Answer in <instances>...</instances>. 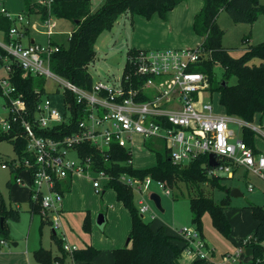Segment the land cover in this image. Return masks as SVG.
<instances>
[{
  "label": "built area",
  "instance_id": "built-area-1",
  "mask_svg": "<svg viewBox=\"0 0 264 264\" xmlns=\"http://www.w3.org/2000/svg\"><path fill=\"white\" fill-rule=\"evenodd\" d=\"M37 1L49 11L52 0ZM0 13L12 22L6 38L2 32L0 39L3 52L0 69L4 71V76L0 77V97L7 109V115L0 117V133L9 132L12 124L18 122L26 138L24 153L27 154L19 158L14 153L12 158L2 160L0 167L14 172V182L27 188L28 197L38 205L42 218L53 232L61 228L66 179L87 178L100 194L110 179L104 169L96 167L91 156L81 153L84 145L94 147L103 161L109 159L113 146L124 147L130 155L126 162L131 164L133 136L138 135L142 144L146 139L162 140L171 161L180 166L206 155L204 166L210 177H231L237 170H248L264 180V153L254 152L241 137L231 141L233 131L228 123L236 117L214 112L212 104L201 98L203 92L209 90V81L204 72L193 69L201 58L200 44L159 50L140 48L134 54L126 53L124 67L128 69L124 75L122 70L121 76L112 83L92 81L91 87L86 89L50 68L51 55L58 51V46L51 43V36L59 34L51 15L42 19L47 41L30 42L25 12H12L0 1ZM12 64L22 68L23 76L29 73L44 76L60 84L55 92L61 95V110L42 94L35 106L33 122L25 118V102L19 94L14 96L15 87L9 81ZM66 92L73 97L76 111L70 109ZM238 122L257 131L264 139L262 129L250 122ZM60 125L63 127H58ZM36 129L43 133H37ZM15 137L16 134L12 136ZM210 153L215 154L213 164L208 160ZM118 179L137 195L139 213L147 212L145 196L154 179L150 176L140 179L125 173ZM155 184L165 194L170 193L164 182L155 180ZM247 189L252 191L251 183L247 184ZM149 218L154 219V213ZM178 233L183 251L192 260L209 256L211 248L194 225L183 226ZM251 240L250 234L244 236L228 254L230 260L235 262L242 256L251 258L252 254H245ZM0 243L4 244V240ZM260 245L264 250V242ZM74 248L63 244L67 252Z\"/></svg>",
  "mask_w": 264,
  "mask_h": 264
},
{
  "label": "trees",
  "instance_id": "trees-1",
  "mask_svg": "<svg viewBox=\"0 0 264 264\" xmlns=\"http://www.w3.org/2000/svg\"><path fill=\"white\" fill-rule=\"evenodd\" d=\"M182 1L184 0H104L98 8L92 10L91 0H52L48 11V8L37 0H22L23 9L20 12H25L26 15L37 13L41 19L51 15L55 21L65 20L71 23L69 37L65 41L56 38L54 41L51 40L52 44L58 46V51L51 55L50 68L55 74L75 85L89 89L93 80L87 70V65L94 58V45L102 31L109 30L117 18L126 12L132 16L138 15L146 19L153 14H158L161 18L166 19L168 12ZM200 1L202 5L193 16L191 29L193 34L200 38L201 58L193 66V69L207 75L209 90L219 93V103L226 114L236 116L246 122H252L255 115L264 114V41L245 48L240 56L233 57L228 49L221 45L223 30L217 24L216 19L220 11H225L234 22L251 23L258 14L264 11V4L258 0ZM11 24V20L0 13V31L4 32L5 38ZM135 51L137 48H129L127 54H134ZM0 54H3L1 49ZM214 63H219L221 66L220 79H215V75L212 73ZM127 69L125 65L123 75ZM232 77L235 80L230 83ZM9 81L15 87L14 96L19 94L25 102V118L32 123L36 103L40 95L45 94L44 78L30 73L23 76L22 68L12 64ZM221 81H224L225 85H221ZM36 89L38 92L35 91ZM66 97L70 103V109L76 111L73 97L68 92H66ZM58 127L62 128L63 125ZM36 131L43 133L38 129ZM15 134L16 137L13 139L12 136ZM253 134L251 129L243 127L241 138L253 148L254 152H257L258 149L253 144ZM0 140L11 141L19 158L24 154L27 155L24 153L26 138L18 122L12 124L9 132L0 133ZM151 141L158 145L150 146L145 141L143 145L153 150L155 163L145 168H136L132 163L127 164L126 161L130 155L124 147L113 146L107 161H103L98 151L90 145H84L80 149L81 153L89 155L95 160L97 168L104 169L110 175V179L104 184V191L101 195L106 189H113L116 199L125 206L128 212L129 242L126 246L111 249L114 264H181L179 259L183 251V243L181 246L173 243L162 225L152 228L150 221L153 219L149 218L147 221L143 219V215L139 213L137 205L134 203L131 188L118 179L120 174L125 173L140 179L150 176L154 180L169 185H175L178 181L191 184L206 182L212 187L222 189L226 194L230 189V187L221 184V178L225 177L207 175L204 166L206 155L198 156L187 165L180 166L171 161L162 140ZM11 173L14 174L13 171ZM70 183L71 180L66 179L64 189L67 190ZM189 205L193 213L194 226L201 237H203L201 216L207 212L213 226L228 238L230 223L225 213V201H214L212 197L205 196L198 191L196 195L190 197ZM248 208L256 221L254 230L249 233L252 240L247 244L253 249L249 264H264V250L260 245L264 242V204L258 205L250 202ZM28 210L31 214L39 213L38 205L29 197ZM6 217L17 220L19 218L18 210L6 207L0 199V219L2 218L0 233L3 235H6L7 232L4 224ZM52 238L60 252L58 255L52 256L50 250L43 247L37 248L34 251V258L38 264L63 263L67 256L74 264H92V260L100 252V249L88 244L82 248H74L67 253L63 249L62 238L58 237L55 232H52ZM202 262L203 259H194L190 264H202Z\"/></svg>",
  "mask_w": 264,
  "mask_h": 264
},
{
  "label": "rangeland",
  "instance_id": "rangeland-1",
  "mask_svg": "<svg viewBox=\"0 0 264 264\" xmlns=\"http://www.w3.org/2000/svg\"><path fill=\"white\" fill-rule=\"evenodd\" d=\"M7 6H13L14 11L23 9L22 0H0ZM103 0H91L92 10L96 9ZM193 2L190 6H177L171 11L166 19L158 14H153L146 19L138 15H131L126 12L119 16L109 30L102 31L95 42V55L93 60L87 65V70L91 74L93 81H102L112 83L121 76L124 64L126 63V53L129 48H143L159 50L175 47H195L199 38L194 36L191 31V20L193 18L194 6L200 3V0H190ZM264 4V0H258ZM179 7V8H178ZM199 7V5H198ZM178 8V10H176ZM189 8V9H188ZM199 9V8H198ZM28 24V35L36 42H46L45 27L42 19L37 13H30ZM217 24L223 30L221 45L228 49L233 57H238L245 48L256 45L264 41V11L258 14L251 23L234 22L225 11H220L217 16ZM55 30L59 34L51 36V40H62L68 37L71 23L65 20L55 22ZM66 43V42H65ZM256 60V59H255ZM221 66L214 63L212 73L215 79H220ZM4 76V71L0 69V77ZM44 77V76H43ZM45 95L50 98L52 103L60 110L62 108L61 95L56 94V88H59L56 82H52L44 77ZM234 77L230 79L233 83ZM202 100L212 104L214 112L225 113L222 105L219 103V93L217 91L207 90L202 94ZM7 115V109L4 101L0 97V117ZM236 117V116H234ZM237 118L228 123L229 129L233 131L230 140L234 141L242 137V128ZM250 125H254L264 131V114L255 115ZM262 126V127H261ZM254 146L264 153V139L257 131H253ZM132 147V165L136 168H145L155 163L153 150L145 147L140 141L138 135H134ZM150 146H157L158 143L146 139ZM14 148L11 141L0 140V164L2 160H7L14 156ZM11 179L14 182V174L6 168L0 167V199L6 206L11 204L16 208L17 201H10V191L15 189V184L7 181ZM221 184L230 188H237L240 196H230L225 191L217 187H212L209 183L200 182L191 184L178 181L174 185L166 183L169 194H165L156 184L155 180L150 184V191L145 196V201L149 210L143 213V219L149 220L151 213L155 218L150 221L151 227H156L160 223L166 226L167 232L175 234L174 229L183 226L191 227L194 225L192 220L193 213L190 210L189 199L199 192L205 196H210L214 201H225V213L230 223V232L228 238L224 237L212 224L211 218L207 212L201 216L202 230L205 234V240L215 250L214 259L210 255L203 259L202 264H249L248 257L242 256L233 262L229 258V253L235 249L234 234H246L256 225L248 204L254 203L262 205L264 203V180L260 179L254 173L248 170H237L231 177L221 178ZM83 183V186L82 184ZM252 184V191H248L247 184ZM154 192L160 198L161 209L157 208L153 201L149 199V193ZM19 194V193H18ZM69 195V196H68ZM72 199L74 205L64 206V215L61 219V228L54 230L58 237L62 238V243L84 247L93 243L100 248L98 263H105L108 243L112 239L119 246H126L128 237L127 232L130 228L128 212L125 206L116 199L113 189H106L104 194L96 193L89 180L80 182L74 180L71 191L66 195ZM137 195H134V203L137 205ZM27 202L18 203L19 218L14 220L11 217L4 218V224L7 228L6 235L0 233V264H38L34 258V251L43 247L50 250L52 256L60 252L57 244L52 238L51 226L42 218L40 212H35L30 217ZM103 213L106 220L101 224H96V216ZM88 218V219H86ZM175 239V237H173ZM110 239V240H109ZM15 243V244H14ZM68 253V252H67ZM186 253L182 251L181 255L185 258ZM190 258V257H189ZM69 256L63 263L70 264Z\"/></svg>",
  "mask_w": 264,
  "mask_h": 264
},
{
  "label": "crops",
  "instance_id": "crops-1",
  "mask_svg": "<svg viewBox=\"0 0 264 264\" xmlns=\"http://www.w3.org/2000/svg\"><path fill=\"white\" fill-rule=\"evenodd\" d=\"M104 1V0H103ZM102 1V2H103ZM2 3H4L3 1H1ZM101 2V3H102ZM186 2V6L188 7V6H190L191 4H193V2L191 1L190 2V0H184V1H182L181 3H179L177 6H181V5H183L184 3ZM5 4V3H4ZM198 5H199V7H198ZM201 5H202V2L200 1V3L199 4H197V6H194V8H192L193 9V12H195V13H197L198 11H199V9H200V7H201ZM6 6V8L7 9H9V10H11L12 12H20L21 10H18V11H14L13 10V6H7V5H5ZM177 6H175L172 10H174ZM98 8V7H97ZM179 8V7H178ZM178 8L176 9V10H178ZM199 8V9H198ZM189 9V8H188ZM172 10H170L169 12H168V14H167V16L169 15V14H171V15H173V13L175 12H173V13H171V11ZM194 13V14H195ZM194 14H193V16H194ZM170 16V15H169ZM27 17H28V19H29V16L27 15ZM192 20H193V18H192ZM192 20H191V23H190V25H192ZM191 31H192V29H191ZM28 33H29V30L26 32V34H27V36H28V41H30L31 42V40L32 41H35L32 37H30L29 35H28ZM192 34H193V32H192ZM195 36V35H194ZM2 38V31H0V39ZM199 42H200V38H199ZM199 42H198V44H199ZM262 127V126H261ZM258 151H260V150H258ZM76 179H79L80 180V182H84V180H88L87 178H84V177H74L73 179H72V181H71V184L69 185V188L66 190V192H65V194H64V199H63V215L65 214L64 213V206L65 205H68V206H72V205H74V203L72 202V199L70 198V197H68V196H66L70 191H71V189H72V186H73V183H74V180L76 181ZM7 186L10 184V183H14L15 184V189H12V192L10 191V201L11 202H15V201H17V204H16V208L15 209H17L18 210V208H17V205H18V203H20V202H23V201H26L27 202V204H28V190H27V188L26 187H23V186H20V185H18V184H16L15 182H12L11 181V179H9L7 182ZM82 184V186H83V183H81ZM19 193V194H18ZM4 203V202H3ZM264 204V203H263ZM5 205V204H4ZM259 205V204H258ZM6 206V205H5ZM12 205L11 204H9V206H6V207H11ZM27 207H28V205H27ZM13 208V207H12ZM29 211V210H28ZM104 215V214H103ZM227 215V214H226ZM30 217H32V214L30 213ZM228 218V217H227ZM104 219L106 220V218H105V215H104ZM163 226L164 227V229H165V232L171 237V241L173 242V243H175V244H177V245H182V240H181V238H180V236H179V233H178V231H179V229H174V231H175V234H172V232H167V230H166V226L164 225V224H162V223H160L159 225H157L156 227H158V226ZM256 226V225H255ZM156 227H153V228H156ZM255 228V227H254ZM254 228L253 229H250L246 234H234V244H235V246H237L239 243H240V241H241V239L244 237V236H246L247 234H249L252 230H254ZM130 229V228H129ZM51 231H52V229H51ZM53 232V231H52ZM51 232V233H52ZM128 232H129V230H128ZM128 232H127V235H128ZM202 235H203V240L207 243V245L211 248V250L209 251V255H210V257H212L211 259H214V255H215V250L211 247V245H209V243L205 240V234H204V232H203V230H202ZM173 237H175V239L173 238ZM110 240V239H109ZM15 244V243H14ZM68 244V243H67ZM92 245H94L93 243H91ZM95 246V245H94ZM76 248H82V247H78L77 245L75 246ZM96 247V246H95ZM116 247H120L118 244H116V242L115 241H112V239L110 240V242L108 243V247L107 248H105V249H108L109 251H107L106 252V259H105V263L104 264H114V261H113V255H112V252H111V249L112 248H116ZM97 248V247H96ZM236 248V247H235ZM98 249H100V248H98ZM232 253V252H231ZM230 254V253H229ZM186 255V254H185ZM98 256H99V253L97 254V256H95V258L92 260V264H103V263H98L97 262V258H98ZM187 257L185 258L183 255H181V257H180V259H179V261H180V263L181 264H190L193 260L191 259V258H189V256L188 255H186ZM249 261H250V258H249V260L247 261V263H249ZM70 264H74V262H70Z\"/></svg>",
  "mask_w": 264,
  "mask_h": 264
},
{
  "label": "water",
  "instance_id": "water-1",
  "mask_svg": "<svg viewBox=\"0 0 264 264\" xmlns=\"http://www.w3.org/2000/svg\"><path fill=\"white\" fill-rule=\"evenodd\" d=\"M31 42H32V40H31ZM220 84H221V85H225V82H224V81H221ZM214 157H215V154H213V153H210V154L208 155V160H209L210 164H213V163H214V162H213ZM228 194H229L230 196H234V197H236V196H240V195H241V192H240L237 188H230L229 191H228ZM149 199L153 201L154 205H155L157 208H159L160 210H162V209H161V205H160V198H159V196H158L156 193L151 192V193L149 194ZM1 220H2V218L0 219V221H1ZM104 221H105V219H104V215H103V213H98L97 216H96V224H97V225H101ZM128 242H129V237H127L125 244L127 245ZM252 252H253V249H252L251 247H247V248L245 249V254H246V255H251Z\"/></svg>",
  "mask_w": 264,
  "mask_h": 264
}]
</instances>
